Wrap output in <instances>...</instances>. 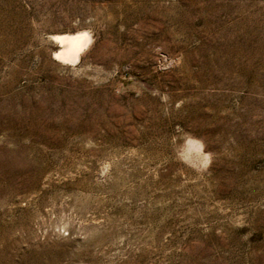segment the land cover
I'll use <instances>...</instances> for the list:
<instances>
[{"label":"rangeland","instance_id":"1","mask_svg":"<svg viewBox=\"0 0 264 264\" xmlns=\"http://www.w3.org/2000/svg\"><path fill=\"white\" fill-rule=\"evenodd\" d=\"M0 264H264V0H0Z\"/></svg>","mask_w":264,"mask_h":264},{"label":"bare ground","instance_id":"2","mask_svg":"<svg viewBox=\"0 0 264 264\" xmlns=\"http://www.w3.org/2000/svg\"><path fill=\"white\" fill-rule=\"evenodd\" d=\"M57 43L58 50L54 52V59L63 64L73 65L77 63L82 54L90 46L92 38L86 31L74 34L54 35L52 39Z\"/></svg>","mask_w":264,"mask_h":264}]
</instances>
